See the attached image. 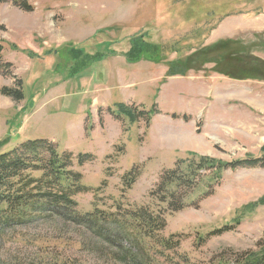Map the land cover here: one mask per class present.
<instances>
[{
	"label": "rangeland",
	"instance_id": "rangeland-1",
	"mask_svg": "<svg viewBox=\"0 0 264 264\" xmlns=\"http://www.w3.org/2000/svg\"><path fill=\"white\" fill-rule=\"evenodd\" d=\"M24 1L32 11L0 4L3 61L12 65V74L0 72V155L34 140L72 153V170L91 189L75 197L83 213L119 203L158 209L152 193L181 161L229 163L202 173L201 190L167 214L163 235L177 236L178 254L196 264H236L259 252L264 206H250L264 198V166L250 165L264 158V30L254 31L264 29L263 10L255 11L264 0ZM139 35L163 45L161 62L127 61ZM68 46L95 60L76 78L67 55L50 54ZM19 80L24 100L1 94ZM123 105L140 119L131 124ZM80 155L93 161L80 167ZM134 169L137 182L125 190ZM25 231L59 232L49 223L9 232ZM22 249L6 236L0 260Z\"/></svg>",
	"mask_w": 264,
	"mask_h": 264
},
{
	"label": "trees",
	"instance_id": "trees-1",
	"mask_svg": "<svg viewBox=\"0 0 264 264\" xmlns=\"http://www.w3.org/2000/svg\"><path fill=\"white\" fill-rule=\"evenodd\" d=\"M8 1L0 0V4ZM13 2L25 11L33 10L24 0ZM139 36L131 40L132 48L125 55L127 61L161 62L163 45ZM11 48L16 49V46ZM3 51L4 45L0 41V72L10 75L12 65L3 61ZM50 54L59 55L61 59L67 55L72 63L70 77L74 78L85 73L95 61L70 46ZM61 67L57 66L55 71L62 73ZM180 73L185 72L176 71L172 75ZM16 85V89L3 88L1 94L14 101L24 100L22 80ZM120 111L131 124L137 122L139 117L128 106H121ZM153 114L149 113L150 116ZM90 161H93L91 155H80L78 165L82 167ZM73 162L72 153H60L56 145L45 140L28 141L0 155V239L10 236L22 245L24 250L20 252H25L16 255L12 262L0 260V264H196L188 256L178 254L181 242L177 236L163 235L166 216L186 208L188 198L201 190L202 173L215 167L221 172L231 164L192 155L162 176L152 193L158 209L129 205L124 208L119 203L115 205L116 211H102L95 205L92 212L83 213L79 211L75 197L89 193L91 189L82 184V175L72 170ZM260 163L264 166V158L250 166ZM38 173V178L33 175ZM219 175H216L217 179ZM137 179L135 169L124 176L125 190H130ZM257 205L264 206V198L250 207ZM46 223L59 232L52 236L39 231L10 233L17 227L30 228L33 224ZM218 233L221 230L214 234ZM236 264H264V242L259 252L249 253Z\"/></svg>",
	"mask_w": 264,
	"mask_h": 264
},
{
	"label": "crops",
	"instance_id": "crops-1",
	"mask_svg": "<svg viewBox=\"0 0 264 264\" xmlns=\"http://www.w3.org/2000/svg\"><path fill=\"white\" fill-rule=\"evenodd\" d=\"M264 5V4H263ZM258 9H262L263 11H261L262 13L261 14H257L258 15V17H264V6H263V8L262 7H260V8H257V9H255V11H257ZM256 13V12H255ZM261 28H263L262 27V25H261V27L259 28V29H254V31L255 32H259V33H261L262 32V30H264V29H261Z\"/></svg>",
	"mask_w": 264,
	"mask_h": 264
}]
</instances>
